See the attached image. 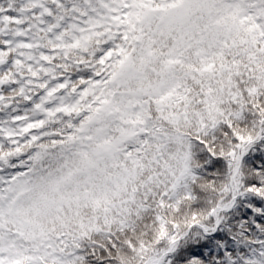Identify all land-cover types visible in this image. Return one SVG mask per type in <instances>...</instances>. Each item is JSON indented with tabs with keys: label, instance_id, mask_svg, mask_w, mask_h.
<instances>
[{
	"label": "snow or ice",
	"instance_id": "snow-or-ice-1",
	"mask_svg": "<svg viewBox=\"0 0 264 264\" xmlns=\"http://www.w3.org/2000/svg\"><path fill=\"white\" fill-rule=\"evenodd\" d=\"M0 264H264V0H0Z\"/></svg>",
	"mask_w": 264,
	"mask_h": 264
}]
</instances>
